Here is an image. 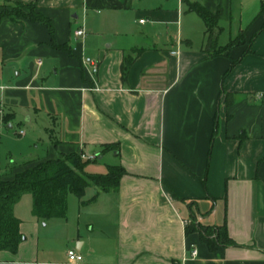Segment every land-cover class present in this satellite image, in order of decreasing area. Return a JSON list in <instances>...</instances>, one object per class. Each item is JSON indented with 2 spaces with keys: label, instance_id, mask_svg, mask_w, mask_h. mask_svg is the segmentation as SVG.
Here are the masks:
<instances>
[{
  "label": "crops",
  "instance_id": "obj_1",
  "mask_svg": "<svg viewBox=\"0 0 264 264\" xmlns=\"http://www.w3.org/2000/svg\"><path fill=\"white\" fill-rule=\"evenodd\" d=\"M15 1L36 2L57 43L68 48H54L43 24L0 23V107L12 114L7 124L0 119V175L11 179L72 152L95 157L97 171L87 164L89 173L112 165L125 173L116 189L92 201L82 202L95 194L93 186L82 198L69 194L65 217H35L31 195L23 194L13 212L24 238L16 252L0 250V264H264L260 0L240 1L252 14L234 32L222 30L216 47L184 34L177 0H0V6ZM192 2L218 20L231 16L233 0ZM77 28L85 34L76 37ZM16 119L32 125L41 119L51 133L18 158L9 133ZM191 219L225 225L235 245L209 249L198 231L186 232ZM71 248L81 254L79 263L68 260Z\"/></svg>",
  "mask_w": 264,
  "mask_h": 264
},
{
  "label": "trees",
  "instance_id": "obj_2",
  "mask_svg": "<svg viewBox=\"0 0 264 264\" xmlns=\"http://www.w3.org/2000/svg\"><path fill=\"white\" fill-rule=\"evenodd\" d=\"M187 10L195 12L205 23L206 31L212 36L218 27V15L211 13L198 2H187ZM260 13L264 15V1H261ZM9 19L12 21L26 19L40 23L47 27L50 44L56 49H67L66 44H59L54 37V28L51 20L38 9L36 2L23 3L15 1L12 5L0 6V23ZM264 29V23L262 25ZM214 36V37H213ZM215 38L217 35H213ZM239 37L232 40L223 48L217 47L216 54L223 53L234 46ZM131 59L126 58L121 65V74L124 77ZM11 113H4L2 120L9 122ZM114 145H105L104 149H112ZM90 159H85L81 152L61 154L34 164L17 172L11 179H3L0 175V250L16 252L23 235L19 231L20 220L14 215L13 207L23 194L32 197V214L39 219L65 217L67 198L73 194L82 198L88 187H95V194L89 198L94 200L99 192L116 189L120 177L125 169L119 165L109 166L106 173H89L85 170ZM186 232L198 231L200 238L209 249L219 246L235 245L226 231L225 225L205 226L196 223L194 219L185 227Z\"/></svg>",
  "mask_w": 264,
  "mask_h": 264
},
{
  "label": "rangeland",
  "instance_id": "obj_3",
  "mask_svg": "<svg viewBox=\"0 0 264 264\" xmlns=\"http://www.w3.org/2000/svg\"><path fill=\"white\" fill-rule=\"evenodd\" d=\"M192 1L194 0H184L181 3L182 4L181 9L183 11V15H185L182 20V30L185 31L184 34L187 33L191 36L192 42H194L193 44L203 43L204 45H212L214 47H216L217 45H220L221 44L220 39L218 38L217 41H215L217 36L213 38L214 37L213 35L215 34L219 35L222 30L224 31L225 35L227 31H230V29H232V31L234 32L237 26H239L240 23L242 24L246 23L247 19L249 18V15L252 14L251 13L252 11L250 10V8H247L244 10L246 6L244 2H242L243 5L240 6L241 0H233L231 16L228 18L227 21L218 20V27L214 29V33L212 37L209 31L204 32L206 31L205 30L206 26H205L204 21L194 12H190L187 10V2H192ZM261 1H264V0H260V2ZM240 14H242V17ZM140 15L144 18V20H146L145 14L141 13ZM202 35H205L204 41L201 40ZM43 124L44 122L41 119H39L38 123L35 125L26 123L24 122L23 119H16L12 122V128L9 129V133H11L13 137L12 139L15 143V146L17 145L13 156H16L18 158L24 154V151L34 152L35 139L41 138L42 140V139H45L49 134L51 135V133L45 131ZM19 129H23L26 135L25 134L22 136L18 135ZM83 157L85 159H90V160L95 158L94 156L93 158H88V156H83ZM87 170L97 171L96 164H94V162H89L87 166ZM73 199L74 197L72 195H69V205L72 203Z\"/></svg>",
  "mask_w": 264,
  "mask_h": 264
},
{
  "label": "built area",
  "instance_id": "obj_4",
  "mask_svg": "<svg viewBox=\"0 0 264 264\" xmlns=\"http://www.w3.org/2000/svg\"><path fill=\"white\" fill-rule=\"evenodd\" d=\"M177 1L179 3H182L183 0H177ZM139 22H144V19H140ZM84 34H85V31L83 28H77L76 30H74V35L76 37L83 36ZM95 71H96V65H93L92 72L94 73ZM2 117H3V110L0 107V119L1 120H2ZM23 134H24V130L19 129L18 135H23ZM88 158H93V156H88ZM189 222H190V220L186 221V223H189ZM195 253H196V251L192 250V255H194ZM66 254H67L68 260L71 262L79 263L82 259L81 254L77 250H75L74 248L68 249Z\"/></svg>",
  "mask_w": 264,
  "mask_h": 264
},
{
  "label": "water",
  "instance_id": "obj_5",
  "mask_svg": "<svg viewBox=\"0 0 264 264\" xmlns=\"http://www.w3.org/2000/svg\"><path fill=\"white\" fill-rule=\"evenodd\" d=\"M8 126H10V125H8Z\"/></svg>",
  "mask_w": 264,
  "mask_h": 264
}]
</instances>
